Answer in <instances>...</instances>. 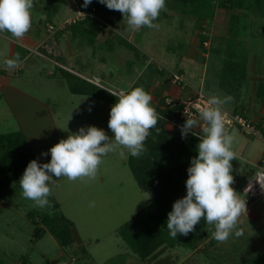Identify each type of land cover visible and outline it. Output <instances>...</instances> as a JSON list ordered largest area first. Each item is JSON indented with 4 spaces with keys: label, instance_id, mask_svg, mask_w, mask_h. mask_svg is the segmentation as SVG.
<instances>
[{
    "label": "rangeland",
    "instance_id": "374dc122",
    "mask_svg": "<svg viewBox=\"0 0 264 264\" xmlns=\"http://www.w3.org/2000/svg\"><path fill=\"white\" fill-rule=\"evenodd\" d=\"M55 4L58 6L56 13L48 21L54 27L61 24L65 18L74 16L78 9L88 11L82 7L83 0H57ZM179 9L174 0H165V8L161 10L157 20L153 21L158 27L143 26L135 31L130 29L119 11L113 10L118 19L109 24L107 30L102 28V31L98 32L100 34H97L94 48L86 45L92 31L87 33L88 36L80 35L79 67L74 69L80 76L71 75L65 78L60 76V69L52 66L58 74L54 80L45 79L46 76L44 81L30 80L26 92L50 109L52 121L45 112L37 111L34 107L31 109L28 105L25 108L26 114L19 111L21 123L16 127L14 117L1 112L0 135L20 133L28 146L26 153L31 160L40 164L48 163L50 155L41 154L48 153L59 140L66 139L70 133H75L81 127L95 126L103 129L110 139L113 137V133L108 129L110 109L116 103V97L111 95L112 93L128 90L133 83L153 89L159 81L158 77H171V74L180 73L179 68L184 71V95L191 88H196L207 98L212 95L221 98L231 96L233 99L222 106L226 111H232L236 101H239L241 106L246 104V99L241 98L247 85L245 75L255 74L254 76L261 79L258 82V95L259 99L264 100V75L249 66L248 69L244 67L242 58L228 59V53L236 46L228 47L222 43H214L211 34L223 33L225 27L219 12H216L212 21L203 23L209 31L206 30V34L210 41L212 40L209 42L212 49L203 50L195 45L199 52L206 53L203 61L192 63L189 59L181 58L178 46L188 45V40L191 39L194 42L200 24L190 14L181 15ZM179 15L185 16V20L184 17L173 18H179ZM178 20L182 21L181 29ZM252 21L255 22L254 18ZM254 34L253 31L252 37ZM250 54H255L259 59L264 56V47L254 49ZM228 60L231 62L229 66L225 63ZM236 62V67H231ZM93 83L98 87L100 95V91H103L104 99L70 92V85L82 86L92 91L95 88ZM166 97L171 98L168 95ZM0 108V111L6 108L2 101ZM1 114L8 116L2 118ZM245 114L264 134V127L252 121V112ZM162 125L179 133L178 128L169 123L163 121ZM233 130L242 139L248 137L239 134L236 128L232 129V132ZM130 155L127 148L118 147L103 158L95 178L92 179L70 181L67 177L58 179L53 176L56 182L50 185L51 194L48 197L51 208L41 209L22 195L19 180L23 173L6 190L0 187V264H87V254L99 264H104L103 254L109 251L110 255L112 253L114 256L118 242L123 240L121 231L124 225L148 206L154 197L153 193L142 191L137 185L127 165ZM240 167V172L247 175H244V180L238 181L239 188L244 182L250 181L255 170L254 166L244 161H240ZM239 188L237 191L240 194ZM152 210L153 208L151 212ZM65 219L72 225L66 224ZM50 227L56 231L63 227L69 228L70 238L73 237L74 230L80 242L76 241L74 248L62 247ZM36 229L40 230V236H35ZM213 231V228L202 231L195 251L184 247H168L152 264H235L240 249H247L254 256L264 252V231L261 229L258 234L257 231L255 234L253 231L248 234L246 232L240 245L236 244V239L240 236L234 241L233 233L226 242H218L213 238ZM123 242L126 244L124 240ZM227 250L233 251L234 254L230 252L229 259L222 258V254L229 252ZM96 256L102 258L98 259Z\"/></svg>",
    "mask_w": 264,
    "mask_h": 264
},
{
    "label": "clouds",
    "instance_id": "9594fccd",
    "mask_svg": "<svg viewBox=\"0 0 264 264\" xmlns=\"http://www.w3.org/2000/svg\"><path fill=\"white\" fill-rule=\"evenodd\" d=\"M109 10L119 11L130 29L139 30L146 26L158 27L157 20L165 8V0H98ZM92 0H83L87 7ZM33 0H0V33H10L12 37L23 38L32 26L31 9ZM84 15L83 13H79ZM19 57L6 59L9 68L19 63ZM116 103L111 107L108 129L113 133L110 139L103 129L95 126L81 127L70 133L66 139L59 140L48 153V163L40 164L36 160L28 163L19 180L22 195L32 200L35 206L51 208L48 197L50 185L56 178L67 177L70 181L81 178H95L103 158L118 147L127 148L133 157H139L146 151L145 141L150 130L157 128L158 114L151 106L152 97L143 87L120 90L112 93ZM231 96L212 95L199 110V120L186 119L181 126L182 138L193 127L204 122L203 135L199 137L197 156L191 159L185 182L186 196L176 200L172 211L168 213L166 227L174 239L177 234L187 236L203 219L213 225V238L226 242L235 233L239 237L243 230L238 223L242 215L246 216V201L231 187L234 178L231 175V161L235 159L232 150L235 135L226 128V114L222 106L229 103ZM157 132L159 129L157 128ZM256 182L264 190V170L258 172Z\"/></svg>",
    "mask_w": 264,
    "mask_h": 264
},
{
    "label": "crops",
    "instance_id": "0c3cea01",
    "mask_svg": "<svg viewBox=\"0 0 264 264\" xmlns=\"http://www.w3.org/2000/svg\"><path fill=\"white\" fill-rule=\"evenodd\" d=\"M56 1L57 0H33V8L31 9L32 26L23 38H14L7 32L0 33V103L2 101L4 103V107H6L4 108L6 111L2 109L0 113L2 112L4 114L12 115L16 121V127H18L19 123H21L20 118L18 117V114L20 113L19 111L26 114L25 108L28 105L30 108H36L37 111L45 112L46 116L50 118V121H52L50 109L46 105L37 101L29 92V94L26 92V88L28 87L30 80L31 82H35L37 80L44 81V76L47 77L45 79L54 80V77L58 74L52 66L60 69V76L65 78H69L71 75L80 76L78 72L74 70L76 67H79L78 53L80 45L78 41L80 39V35L76 31L77 29L71 26V28L69 27L63 31L55 33L48 32V27L51 25L48 21L54 17L53 15L56 13V9L58 7L55 4ZM77 11H79V9ZM181 12L182 11L180 10V13ZM262 13L263 14L255 12H226L222 16L223 25L225 24L224 32L222 31L223 33H220L221 35L211 34V36H213L214 43L217 45L222 43L223 45H228V47H231L232 45L236 46L232 48L235 55L233 54L231 59L238 60L242 58L241 61L244 62V67L248 69L249 66L252 70H258L264 75V56L259 58V60L255 54H252V56L250 54L254 51V49L259 50L264 47V9ZM233 14H235L236 17ZM181 15H188V13L182 12ZM181 15H179V18H176V15V17L173 16V18L182 19L184 17L185 20V16ZM96 18L98 26L101 27V20L98 17ZM253 18L255 20L254 23L252 21ZM178 22L181 29L182 21L178 20ZM212 25H214V23ZM108 26L105 30H107ZM83 28L88 32L93 30L92 27L87 25L83 26ZM253 31L255 34L252 37ZM97 34L98 33L92 32V35H89V38H87L89 42L88 44L85 43L87 47H95ZM188 41V45L183 44L178 46L181 58L189 59L192 63L202 62L203 58L207 55L206 53L199 52L196 48L195 45L198 47V37L194 42L192 39ZM211 41L209 40V42ZM75 44L77 46H75ZM209 48L212 49V45H210ZM233 51L229 52L228 55H231ZM16 56L19 57L20 62L15 67H7L4 61L6 59H12ZM178 71H180V73H184L182 68H179ZM254 75H245L244 77V79L246 78L245 80L247 85L244 89L242 87L244 94H241V98L244 97L246 99V104L241 106L240 102L236 101V105L231 112L242 111L248 113L251 111L253 114L252 121L256 124L259 123L263 128L264 100L259 99L258 95V82L261 81V79ZM181 76L183 75L181 74ZM158 78L159 81L156 82V86H154L153 89L149 86L150 95L152 97L151 104L152 107L154 106V109L155 107L160 106V101L167 95L173 99L181 100L193 97L196 91H200L199 89L196 90V88H191L187 91L188 93L184 95V90L180 89L179 86L170 81V75H168L167 78ZM93 85H95V83H93ZM71 93L76 94L73 92ZM157 93L158 96H156ZM1 116L2 118H5V116L8 115L1 114ZM196 131L203 135L202 128L196 127ZM228 131L229 133H232V129ZM239 134L246 136L240 131ZM234 135L235 139L232 150L235 153L236 162L233 169V178L238 181L245 179L244 177L247 174L240 172V170H242L240 167V161H244L255 167V170L251 174V179H253L254 175L258 171L264 170V140L250 137L242 139L240 136H237L236 133H234ZM237 227L243 230L242 236H244L246 232L248 234L250 231H253L254 234L256 231L258 234L260 229L264 231V196L247 209L246 216L242 215L240 217ZM72 236L73 239L71 238L70 243L65 246L62 245V247L74 248L76 246V241L77 243L80 242L74 230H72ZM242 236L236 239V244L240 245ZM236 237L237 236H235L234 233V241ZM124 246H126L125 249H123ZM195 249L193 250L195 251ZM230 252L234 254L233 251H229L222 254L221 257L229 259ZM247 252V249H240L238 251L239 256L236 263L245 261L246 259L254 256V254L249 252L246 256H244ZM115 253L116 254H114V256H112V253L110 255L109 251L106 254H103L104 264H152V261H149L148 259H141L131 249L130 245L128 243L125 244L123 240L118 242L117 252ZM260 253L257 254L264 256V252ZM249 254H251V256H248ZM87 255V264H99L94 258H92L91 255ZM96 258L101 259L102 256H96Z\"/></svg>",
    "mask_w": 264,
    "mask_h": 264
},
{
    "label": "trees",
    "instance_id": "16d2710c",
    "mask_svg": "<svg viewBox=\"0 0 264 264\" xmlns=\"http://www.w3.org/2000/svg\"><path fill=\"white\" fill-rule=\"evenodd\" d=\"M174 4L183 13H188L197 22L199 21L198 47L203 50H207L203 45L204 42L210 40L203 23L212 21L216 12H219L222 16L229 11L263 14L264 9V0H175ZM86 8L92 15L75 24L76 26L74 25L79 35L88 33L83 28L85 25L92 27V32L98 33L102 28L105 29L118 19L113 10L107 9L98 0H92V3ZM233 15L236 17L235 14ZM96 17L101 20V27L97 26ZM207 32L209 31L207 30ZM233 54H229L228 58H232ZM225 63L228 66L231 65L229 60ZM236 64L237 62L231 67H236ZM177 74L181 75L182 73ZM170 78L172 79V74ZM94 87L96 88V86ZM135 87H140V85L134 83L129 90ZM95 88L91 91L82 86L70 85V90L73 93L92 95L104 99L103 91H100V95L98 87ZM143 89L150 94L149 87H143ZM155 111L159 117L156 126L159 132H157V128L151 129L150 135L145 141L146 151L139 157L130 155L127 160V165L139 188L142 191H150L154 197L152 202L136 213L121 231V237L130 245L131 249L141 259H148L149 261L158 260L159 256L168 247L170 249L184 247L193 250L201 239L202 231L207 228L214 229L213 225H208L201 219L195 226L194 231L187 236L177 234L175 239L170 236L166 227L168 213L172 211V205L176 200L186 196L187 169L191 166V159L197 156L199 138L191 135L182 138L181 134L168 130L162 125L163 120L160 115H165L166 112L171 113L164 105V98L160 101V106L155 107ZM24 141L18 132L0 135L1 189L6 190L24 172L28 163L32 161L26 153L28 146ZM235 162V159L231 161L232 176ZM152 208H156L155 213L151 212ZM64 221L66 224L72 225L67 219ZM50 223L49 221L48 224ZM66 224L64 225L67 226ZM50 231L61 245L65 246L70 243L69 228L63 227V229L60 228L56 231L50 227ZM35 236H40L39 229L35 230ZM236 264H264V256H253Z\"/></svg>",
    "mask_w": 264,
    "mask_h": 264
},
{
    "label": "built area",
    "instance_id": "2783aa9c",
    "mask_svg": "<svg viewBox=\"0 0 264 264\" xmlns=\"http://www.w3.org/2000/svg\"><path fill=\"white\" fill-rule=\"evenodd\" d=\"M69 1L75 2L76 0ZM79 13H83L84 15L82 16ZM91 15L92 13L90 11H77L74 16L66 18L57 27L50 25L48 27V32L55 33L58 31L66 30ZM203 45L208 49L209 41H205ZM171 81L173 84L179 86L180 89H186V84L183 82L181 75L177 73L172 74ZM207 99L208 98L201 91H196L193 97L181 100L164 97V105L171 111V113L166 112L165 115H160V117L164 122L171 124V126L173 127H177L179 134H181V126L185 123L186 119L195 118L199 120V110L202 106L205 105ZM222 111L226 114L225 120L227 130L236 128L241 133L250 138H258L264 140V134L262 133V131L255 125H253L251 120L246 116L245 112H229L224 109H222ZM172 113L174 114L172 115ZM197 127L203 129L204 122L200 120ZM187 135L196 136L198 138L202 136L200 132L196 131V127H193L191 129V132H189ZM258 172L252 180L244 182L240 186V188L238 186V180H236L235 178L234 183L231 185L236 193L240 195V199L246 201V209H248L255 202V200L264 196V190H262L260 185L256 182V180L258 179ZM238 188L240 190V194L237 191Z\"/></svg>",
    "mask_w": 264,
    "mask_h": 264
},
{
    "label": "water",
    "instance_id": "95a60500",
    "mask_svg": "<svg viewBox=\"0 0 264 264\" xmlns=\"http://www.w3.org/2000/svg\"><path fill=\"white\" fill-rule=\"evenodd\" d=\"M152 212H153V213H155V212H156V209H155V208H153Z\"/></svg>",
    "mask_w": 264,
    "mask_h": 264
}]
</instances>
